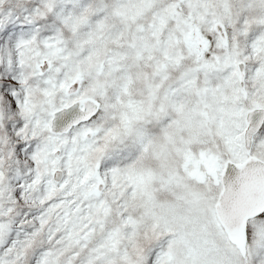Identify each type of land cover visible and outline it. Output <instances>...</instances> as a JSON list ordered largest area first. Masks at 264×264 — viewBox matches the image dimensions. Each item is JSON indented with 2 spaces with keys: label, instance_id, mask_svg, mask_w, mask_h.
Instances as JSON below:
<instances>
[{
  "label": "snow or ice",
  "instance_id": "1",
  "mask_svg": "<svg viewBox=\"0 0 264 264\" xmlns=\"http://www.w3.org/2000/svg\"><path fill=\"white\" fill-rule=\"evenodd\" d=\"M0 264H264V0H0Z\"/></svg>",
  "mask_w": 264,
  "mask_h": 264
}]
</instances>
